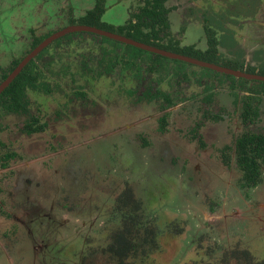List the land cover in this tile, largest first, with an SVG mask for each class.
<instances>
[{"label": "flooded vegetation", "instance_id": "flooded-vegetation-1", "mask_svg": "<svg viewBox=\"0 0 264 264\" xmlns=\"http://www.w3.org/2000/svg\"><path fill=\"white\" fill-rule=\"evenodd\" d=\"M218 1L167 0V6L170 8L169 15L170 12L177 13L182 20L186 18L185 15L190 16L189 9L191 12L195 8L199 12L203 9H214ZM230 1L229 7L232 11H235L231 15H233V22L236 23V26H231V29L233 35L238 36L241 40L246 62L233 65L232 63L221 64L218 59L209 61L249 74L264 75V63H262L264 61V0H246L249 1V4L244 8L240 6L242 0ZM17 2H11V4ZM252 6L254 8L251 10ZM222 10L230 13L224 5L221 6L220 13L223 12ZM244 11H248L247 14L239 16ZM18 25L13 27V32L8 34L7 37L0 33V84L13 72L24 57L39 44L33 46L34 41L41 35L37 30L38 26L33 27L32 32L29 30L27 35L25 31L28 26L26 24ZM88 36L92 38L89 34H84L82 38H89ZM7 38H10L9 41H16L17 43L6 42ZM54 41L47 47L51 46ZM12 45H19L20 47L13 48ZM219 47L218 45V51L214 54V57H220ZM62 50L65 51L66 48ZM120 50L122 49L119 48L118 51ZM40 54L41 52L31 60L34 61L35 66L51 61L50 54L44 55L43 58L40 57ZM101 56H97L99 60ZM105 57L103 55L100 70H97L98 73L96 74H92V72L86 74L85 70L76 67V62H69L63 70L62 67L57 68L53 63L50 64L51 92L45 94L40 88L32 89L26 96V100L29 101L30 112L35 113L38 117H43L45 128L41 132L25 131L27 116L24 113L7 112L0 115V140L4 141V144H0V224L4 223L5 225L8 218L14 219L15 223L13 224L18 226L17 229H19L17 219L22 214L26 219L29 217L27 220L20 218V222L26 225V231L40 247V252L43 255H37L42 256L43 264H95L100 258L106 259L109 264H121L122 257L115 254L111 248V244H118L121 236L132 237L133 244L140 248L136 256L125 258L126 264H133L138 259H143L144 262L149 264L148 261L152 262L156 259V256L163 258L167 254L169 244L161 241L159 235L158 248L148 247L147 221L139 232L136 227H133L131 233L127 230L128 225L123 216L124 210L133 211L134 215L137 210H142L146 218L148 214L143 207V199L138 198L130 179H124V189L121 191V184L117 178L120 175L113 177L114 180H117L119 187L117 185L113 187L117 188L116 191L114 190L116 196L112 198V204L107 209L106 222L105 220L99 221L97 214L89 224L85 220L82 221L83 216L91 214L95 210L103 209L108 198L105 205H103L104 201L101 198L96 197L93 200L91 197H87L89 180L87 177L83 179L85 172L78 176L80 184L74 198L72 189L75 177L72 174H75L76 169L82 168L84 163L88 162V159L85 160L86 157L81 154L80 156L78 154L76 156L72 155L71 150L74 147L69 148L70 150L58 147V143L52 144L50 139L41 144V140L37 137L40 134L54 136L52 133L54 130L65 129L66 133L74 132L89 134L88 136H90L95 133H103L111 124L113 131L121 137L119 144H116L118 147L135 141L133 132L139 127L141 131L138 136L144 140L143 146L148 147V144L152 145V141L148 142V136L152 139V130L150 133L148 131V114L139 116L134 111V105L142 103L148 107L149 103L151 105L149 108H153L155 104L152 101L153 99L148 96V92L149 94H155L160 91L162 93L160 100L165 104L171 100L173 105L167 107L164 111L156 110L154 107L155 110L150 113L153 117L151 119L152 124L155 123L157 126L158 134L165 135L169 132L170 117L174 115L183 123L177 131L179 136L189 143H196V147H199V145L206 147L210 141L216 140L214 138L224 142L232 138L231 144L222 145L223 149L225 147H237L236 142L239 136L245 134L264 136V87L261 86L263 80L236 76L205 66L202 67L212 69L215 74L204 76V73L200 71L193 72L190 70L187 72L188 76L186 77L177 75L179 77L177 81L173 80L171 75H162L160 70L158 71L159 66L153 72L149 67L148 71H141L142 74L133 75L132 70L136 73L133 68L132 70L124 69L121 67L122 63L117 62L112 65L114 66L112 71H105V68L110 66L111 61L104 60ZM16 58H19V60L13 65ZM197 58L201 59V57ZM80 66L82 68L81 64ZM54 69L55 73L53 72ZM101 70L103 73L99 74ZM115 73H117L116 78L111 79V76ZM196 74H199L200 80ZM120 76L122 77V83L119 80V91H116L114 89L116 80ZM110 81L114 84L110 90L113 91L116 100L105 101L100 96L105 92V83L107 84ZM139 83H141L140 89L138 87ZM95 87L103 88L104 92H95ZM78 90L81 92L79 93ZM131 90L134 93L133 95ZM129 91L130 94H128ZM185 91L186 93H184ZM131 96L137 98V100L131 102ZM175 107L178 109L176 112L173 110ZM171 109L173 111L168 116L167 128L161 130L159 128L161 124L160 115ZM121 118L127 120L121 122ZM7 137H15L16 140H20V143L11 142L12 144H9L7 143ZM26 137H32V139L36 137V146L28 147ZM220 153L221 161L225 165L239 171L238 186L241 191L238 195H232L231 202L225 200L222 204L219 201L220 198L213 199L211 202L212 207L215 204L219 206L220 203L222 207L219 209L222 214L212 213L213 219L217 220L216 222H221L222 226H226V229L230 230L231 226L235 227V225L230 224L231 222L234 223L233 219L243 217L246 221L250 220L252 225L256 226L255 230L260 236L264 237V165L261 174L256 179L257 182L245 185V179L242 178L244 172L241 171L234 150L230 157V165L225 163L223 150ZM70 154L72 155L71 159H69ZM118 161L121 162V160ZM62 162H64L62 174L65 185L63 192L58 194L55 189L53 175L57 172V166L59 167ZM98 167H102V165H98ZM116 171L119 174V170ZM79 191L82 192L79 193ZM138 202L140 203L139 208L136 206ZM71 205H74V208H71ZM215 211L213 210V212ZM72 212H76L75 214L82 222L81 227L75 230L69 227L70 220H73L69 217ZM258 224L261 227H258ZM97 225L105 226L103 229L100 228L98 235L108 239L106 245L102 248L94 244L97 241L96 239L91 240L89 237V234ZM125 227L126 232L121 234V230ZM182 228L179 223L171 222L168 230L165 229L167 234L173 235L180 233ZM3 230V227H1L0 235L8 234L6 237L15 238V232L10 231L7 233V229L5 234ZM229 233L226 253L217 260L213 257L221 248L211 246L206 249V257L210 261H204L203 263L201 261V264L205 262H209V264H248L247 260L251 258H253V264H263L264 242H261L262 253H256L257 256H255L250 247L243 243L242 237L234 239L232 233L236 234V232L231 231ZM254 235L257 237V234ZM8 250L17 256V251L12 243H10ZM191 258L192 262L184 256V264H195L197 259Z\"/></svg>", "mask_w": 264, "mask_h": 264}, {"label": "rangeland", "instance_id": "rangeland-1", "mask_svg": "<svg viewBox=\"0 0 264 264\" xmlns=\"http://www.w3.org/2000/svg\"><path fill=\"white\" fill-rule=\"evenodd\" d=\"M0 5L7 6L4 16L0 10V21L3 20V29L5 32H13V27L19 26L18 24L25 25V34L35 26L41 24L43 19H46L45 25L50 22V25L56 21V24H61L64 18V11L68 10L74 13L76 17H79L86 10L91 9L94 6L95 0H0ZM18 1L15 4L11 2ZM137 0H107L106 11L103 15V22H107L109 27L123 25L129 17V8L132 3L135 4ZM230 0H219L216 4L218 8L210 10L194 9L193 12L189 9L190 16L185 15L186 18L181 20V16L177 13L170 12V20L172 23V31L177 37L181 39V46L196 45L201 51H206L208 42V32H217V38L219 41L220 57H209L201 55V59L204 60H217L221 64L232 63L233 65H239L246 62V56L242 50L241 40L238 36L233 35L231 26H236L233 22V13L229 7ZM245 4V5H244ZM249 1L242 0L241 8L246 7ZM220 5V6H219ZM224 5L230 13L226 10H222L221 6ZM13 7V8H12ZM254 8L252 6L251 10ZM134 10V9H132ZM187 12V13H188ZM248 11L242 12L239 16H245ZM67 23V20H65ZM76 24V23H75ZM55 26V30L62 29L66 26ZM70 25V24H69ZM49 27V25L47 26ZM38 32L40 30L37 28ZM41 33V32H40ZM28 35V34H27ZM5 38V37H4ZM7 38L5 41L9 43H17L16 41H9ZM65 41V40H64ZM13 48L20 47L19 45H12ZM8 48V47H7ZM73 54L67 56V51H56L53 56V63L56 67L65 68L67 64L76 62V67L82 69L80 63L83 61L80 51L71 50ZM70 51V52H71ZM65 52V53H64ZM84 54H87L83 51ZM97 64V58L95 59ZM264 63V61H262ZM160 72L164 76L171 75L173 80H178V76L186 77L187 72L190 70L195 72L204 73V76H210L215 72L212 69L204 68L202 66L189 63L184 60L175 59H163L161 63H158ZM75 67V68H76ZM85 70V69H84ZM56 71H54L55 73ZM199 74H196L200 80ZM117 73L111 76V79L116 78ZM122 83V77L116 80V91H119L118 82ZM170 80V79H168ZM113 82L105 83V92L103 88L95 87V92H104L100 97L103 100H116L113 94L112 87ZM261 86L264 87V82L261 81ZM140 89L141 83L138 84ZM137 87V88H138ZM132 95L134 94L131 90ZM186 93V91L184 92ZM130 94V91L129 93ZM137 98L130 97V101L133 102ZM151 105L148 103V107L142 103L134 105V111L139 116H145L148 114V131L152 130V139L148 136V142L152 141V145L148 144V147H144V140L139 137L138 134L141 130L138 127L134 130L133 135L135 141L130 144L116 146L120 142V135L113 131V127H107L103 133H95L88 136L87 134H77L74 132H67L65 129L54 130L51 135L40 134L38 139L41 140V144H44L50 139L52 144L58 143V147H64L68 150L72 149L71 154L76 156L83 155L87 163H84L82 168L76 169L77 171L72 176L75 177L74 186L72 189V195L75 198V192L79 189L80 182L79 177L83 172V179L88 178L89 184L87 190V197H91L95 200L96 197L101 198L104 201L107 200L106 206L102 209L93 211L91 214L82 217V221L85 220L87 224L92 222L96 214L99 216V221L106 222L108 217L107 209L112 204V198L116 196L115 191L118 185L113 177H117L121 184V191L124 189V179L132 181V187L138 195V198L144 201V209L147 214L157 215L158 219L161 218L160 224L161 234L160 239L167 246V254L163 258L156 256L149 264H184V256L193 261L191 257L197 259L195 264H201L204 261H210L206 257V249L209 247H220L221 250L217 251L215 257L217 260L223 256L227 251V237L232 233L234 239L239 237L246 243L251 252L257 256L262 253L261 242H264V237L255 230L256 226L252 225L250 220L246 221L243 217L241 219L234 218V223H230V230L226 229V226H222L221 222H216L213 219L212 213L217 215L222 214L221 203L223 204L231 200L233 194L238 195L240 188L238 186L239 171L237 169H231L230 166L225 165L221 160V150H223V144H231L232 138L229 141H221L218 138L210 141L206 147L199 145L196 147V143H189L178 134V130L182 127L183 123L178 120L174 115L170 117L171 126L169 132L164 134H158L157 126L152 124L151 112L156 109V105L153 108H149ZM148 108V109H147ZM174 112L178 109L175 107ZM168 110V111H173ZM127 119H122L121 122H125ZM171 133V134H170ZM175 136V137H173ZM173 137V138H169ZM7 143L19 144L20 140H16L15 137H7ZM14 138V139H13ZM36 137H26V145L28 147L36 146ZM39 142V141H38ZM81 142V143H80ZM80 143V144H79ZM223 145V146H222ZM69 155V159L72 155ZM118 160H121L118 161ZM220 160V161H219ZM102 165V167H98ZM64 162L58 167L57 172L53 175L55 181V189L59 193L63 192L65 183L63 178ZM116 170H119V174ZM75 171V170H74ZM108 177H110L108 179ZM129 184V183H128ZM81 189V186H80ZM115 190V191H114ZM82 192V191H81ZM79 191V193H81ZM225 197V198H224ZM220 198V199H219ZM59 199L63 201L60 197ZM219 199L220 205H213L212 200ZM231 202V201H230ZM102 203V202H101ZM74 208V205L70 206ZM66 209V208H65ZM213 210L215 212H213ZM70 212V211H69ZM72 212L69 217V227L72 230L81 227V220L78 216ZM20 218L27 220L24 214L17 219L18 226H15V220L7 219V221L0 224V228L3 227V231L9 233L15 232V238H8L6 235H0V264H43V253L40 252V247L35 243V240L29 235L26 225L20 222ZM223 219V217H222ZM219 220V219H218ZM179 223L182 230L180 233L167 234L169 223ZM250 222V223H249ZM103 225V223H101ZM4 225V226H3ZM8 227V228H7ZM105 226H96L95 229L89 234L91 240H97L94 242L98 247L106 245L108 239L101 235H98L100 228ZM258 227H261L258 224ZM166 228V229H165ZM164 233V234H163ZM1 234V233H0ZM14 234V233H11ZM257 234V237L256 235ZM239 235V236H238ZM78 237V236H77ZM201 238V239H200ZM80 239V238H79ZM199 239V240H198ZM16 241V243H14ZM10 243L15 247L17 256L13 255L8 249ZM9 246V247H8ZM213 250V249H212ZM257 253V254H256ZM264 256V254H263ZM205 257V258H203ZM36 261V263H35ZM169 261V262H168ZM95 264H109L106 259L100 258ZM133 264H147L143 259H138Z\"/></svg>", "mask_w": 264, "mask_h": 264}, {"label": "trees", "instance_id": "trees-1", "mask_svg": "<svg viewBox=\"0 0 264 264\" xmlns=\"http://www.w3.org/2000/svg\"><path fill=\"white\" fill-rule=\"evenodd\" d=\"M106 3L107 0H95L94 6L91 9L86 10L79 17H76L74 13L66 10L63 12L64 16L67 15V17H69L64 18V20L61 21V24L58 23V25L56 24V21L51 25L50 22H48L47 24L49 27H47L48 25H45L47 20L43 19L42 21L44 22H41V24L38 25L41 35L37 40L34 41L33 46L37 45L43 39L49 36L53 30H55L56 25L57 27H60L69 24L81 23L95 25L124 34L139 41L196 57H200L201 55L212 57L218 51L219 41L216 31L208 32L209 45L205 52L198 49L196 45L181 46V39L174 35L171 29V20L169 16L170 8L167 6V0H137V2H135V4L132 3V6L129 8V17L127 21L123 25H118L116 27H109V24L107 22H103L102 20L107 9ZM5 9H7V6L0 5V10L2 12L1 16H4ZM65 20H67V23H65ZM3 24V20L0 21V33L7 37L8 34H11V31L5 32L2 26ZM26 25H28V23H26ZM32 30L33 27L30 29V31L32 32ZM84 34H89L92 36V38H90V36H88L89 38H82ZM64 48H66L65 51H67V56L73 54L71 50H78L81 52L80 54L84 56V58L80 64L82 65L83 71L85 69L86 74L89 72H92V74L98 73L97 70H100V63L102 62L101 60H103V55L106 56L104 60H111L110 66H108L109 68H105V71H112L114 69V66L112 65L120 62L122 63L121 67L124 69L127 68L132 70L133 68L136 72L134 73L132 70L133 75H140L143 72L148 71L149 67H151L152 72L157 70L158 63H161L163 59L180 60L165 56L160 53L148 51L130 43L100 35L98 33L86 31L70 32L69 34L55 39L51 46L46 47L45 50L41 52V58H43L46 54H50L51 61L41 63L40 66H35L34 61H31L26 67L23 68V70L16 76L10 85L7 86L5 90H3V92L0 94V115L7 112L24 113V115L27 116L25 123L26 132H41L45 128L43 117H38L35 113L30 112V108L28 106L29 101L26 100V96L32 89L34 90L40 88V90H42L45 94L51 92L49 81L51 67L50 64L53 63V56L55 55V52ZM119 48L122 50L118 51ZM83 51L87 54H84ZM100 55L102 56L99 60L98 57H100ZM96 58L97 63H99L98 65L95 63ZM18 60L19 58H16L13 62V65H15ZM53 65L56 67V64L53 63ZM159 70L160 67H158V71ZM102 73L103 71L101 70L99 74ZM78 92L80 93L81 91L78 90ZM41 95L43 94L41 93ZM148 96L153 99L152 101L157 106L156 110L164 111L167 107L173 105L171 100H169V102L166 104L160 100V96H162L160 91L156 92L155 94H149L148 92ZM171 113V111H168L165 112V114L160 115L159 119L161 124L159 128L161 130L167 128V119ZM35 124L37 126H34ZM0 144H4V141L0 140ZM236 146L237 147H225L223 149L225 163H230V157L232 155V151L234 150L241 171L244 172V177L242 176V178L245 179V185L254 184L257 182L256 179L261 174L262 166L264 165V136L257 134H245L239 136ZM138 203L136 206L139 208L140 203ZM123 216L126 219L128 225L127 230L130 233L133 227H136L137 231L139 232L140 228H143L147 221L148 247L152 249L158 248L159 235L161 234V218L158 219L157 215L153 216L152 214H148L146 218L142 210H137L135 215L133 211L128 212L124 210ZM125 232L126 227L121 230V234H124ZM132 245H134L133 238H126L125 236L120 237L118 244H111V248L114 250V253L122 257L121 264H126L125 258L133 257L138 254L140 249L139 246L134 245L136 246L134 247ZM247 261L248 264H253V258ZM204 264H209V262H205Z\"/></svg>", "mask_w": 264, "mask_h": 264}, {"label": "water", "instance_id": "water-1", "mask_svg": "<svg viewBox=\"0 0 264 264\" xmlns=\"http://www.w3.org/2000/svg\"><path fill=\"white\" fill-rule=\"evenodd\" d=\"M75 31H89L98 33L101 35L108 36L113 39H117L126 43H130L134 46L143 48L148 51L156 52L163 54L168 57L177 58L180 60H185L191 63H195L201 66H205L208 68L225 71L236 76H243V77H250V78H257L264 81V75H257V74H249L241 70L231 69L225 66L218 65L214 62L207 61L204 59H200L188 54L179 53L176 51H172L166 48L158 47L156 45H152L143 41L136 40L132 37H128L124 34L114 32L105 28H101L95 25L90 24H70L62 29L56 30L52 32L49 36L43 39L37 46H35L25 57L24 59L17 65V67L13 70V72L0 84V94L1 92L10 85V83L16 78V76L23 70V68L33 59L35 58L40 52H42L52 41L61 36H64L70 32Z\"/></svg>", "mask_w": 264, "mask_h": 264}]
</instances>
